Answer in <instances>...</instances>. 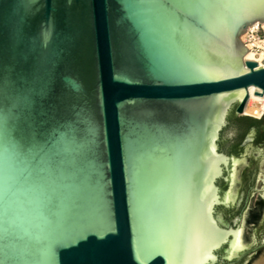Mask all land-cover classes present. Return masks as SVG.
Wrapping results in <instances>:
<instances>
[{"label": "water", "instance_id": "95a60500", "mask_svg": "<svg viewBox=\"0 0 264 264\" xmlns=\"http://www.w3.org/2000/svg\"><path fill=\"white\" fill-rule=\"evenodd\" d=\"M256 21L264 0H0V264H264Z\"/></svg>", "mask_w": 264, "mask_h": 264}, {"label": "bare ground", "instance_id": "6f19581e", "mask_svg": "<svg viewBox=\"0 0 264 264\" xmlns=\"http://www.w3.org/2000/svg\"><path fill=\"white\" fill-rule=\"evenodd\" d=\"M260 28L264 29V21L263 22L256 21L255 23L251 24L248 27V30L245 31L241 35V40L243 41V43L248 42L250 44L252 55H254L256 58H258L264 66V40L256 39L254 36L255 32ZM252 33H254V35H252ZM249 35L253 39H249ZM257 45L259 47H262V50L258 51L255 48V46H257ZM255 102L261 103V106L256 105ZM262 111L264 112V96H263L262 101H259V100H256V99L249 97V100H248L246 108H245V113H248L250 115H253L255 117L260 118Z\"/></svg>", "mask_w": 264, "mask_h": 264}, {"label": "flooded vegetation", "instance_id": "af4514ba", "mask_svg": "<svg viewBox=\"0 0 264 264\" xmlns=\"http://www.w3.org/2000/svg\"><path fill=\"white\" fill-rule=\"evenodd\" d=\"M252 133H255L256 137L257 136L258 137L264 136V118L261 121H257L254 124H252ZM238 136H236L235 140L239 139ZM258 145L262 146V143H259ZM222 150H224V149H222Z\"/></svg>", "mask_w": 264, "mask_h": 264}, {"label": "rangeland", "instance_id": "374dc122", "mask_svg": "<svg viewBox=\"0 0 264 264\" xmlns=\"http://www.w3.org/2000/svg\"><path fill=\"white\" fill-rule=\"evenodd\" d=\"M251 35V34H250ZM249 35V39H253L251 36ZM252 35H254V33H252ZM255 38L259 39V40H264V29L260 28L256 33H255ZM255 48L260 51L262 50V47H259L258 45L255 46ZM256 105L261 106V103L255 102Z\"/></svg>", "mask_w": 264, "mask_h": 264}, {"label": "trees", "instance_id": "16d2710c", "mask_svg": "<svg viewBox=\"0 0 264 264\" xmlns=\"http://www.w3.org/2000/svg\"><path fill=\"white\" fill-rule=\"evenodd\" d=\"M246 120H248L250 122V124H254L255 122L258 121V120L251 119V118H246Z\"/></svg>", "mask_w": 264, "mask_h": 264}, {"label": "built area", "instance_id": "2783aa9c", "mask_svg": "<svg viewBox=\"0 0 264 264\" xmlns=\"http://www.w3.org/2000/svg\"><path fill=\"white\" fill-rule=\"evenodd\" d=\"M258 30H259V29H258ZM258 30H257V31H258ZM257 31H256V32H257ZM256 32H255V33H256Z\"/></svg>", "mask_w": 264, "mask_h": 264}]
</instances>
